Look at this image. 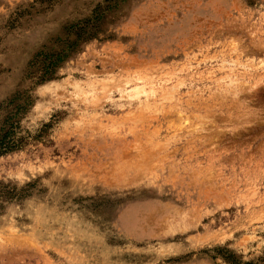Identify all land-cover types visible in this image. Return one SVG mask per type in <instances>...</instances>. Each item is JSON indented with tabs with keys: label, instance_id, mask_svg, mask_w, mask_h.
I'll list each match as a JSON object with an SVG mask.
<instances>
[{
	"label": "rangeland",
	"instance_id": "374dc122",
	"mask_svg": "<svg viewBox=\"0 0 264 264\" xmlns=\"http://www.w3.org/2000/svg\"><path fill=\"white\" fill-rule=\"evenodd\" d=\"M0 142V264H264V0H0Z\"/></svg>",
	"mask_w": 264,
	"mask_h": 264
},
{
	"label": "trees",
	"instance_id": "16d2710c",
	"mask_svg": "<svg viewBox=\"0 0 264 264\" xmlns=\"http://www.w3.org/2000/svg\"><path fill=\"white\" fill-rule=\"evenodd\" d=\"M56 68V63L55 62H50L48 67H47V70H46V73L47 74H52L54 72ZM15 149V146L14 144H12L11 146L9 144H5L4 143H1L0 142V156L12 151Z\"/></svg>",
	"mask_w": 264,
	"mask_h": 264
}]
</instances>
